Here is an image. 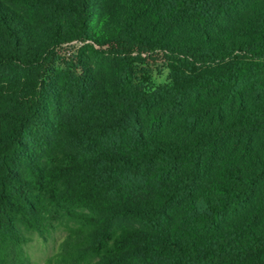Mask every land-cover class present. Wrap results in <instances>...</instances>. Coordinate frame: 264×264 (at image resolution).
<instances>
[{
	"label": "trees",
	"instance_id": "16d2710c",
	"mask_svg": "<svg viewBox=\"0 0 264 264\" xmlns=\"http://www.w3.org/2000/svg\"><path fill=\"white\" fill-rule=\"evenodd\" d=\"M57 229L47 264H264V0H0V264Z\"/></svg>",
	"mask_w": 264,
	"mask_h": 264
},
{
	"label": "rangeland",
	"instance_id": "374dc122",
	"mask_svg": "<svg viewBox=\"0 0 264 264\" xmlns=\"http://www.w3.org/2000/svg\"><path fill=\"white\" fill-rule=\"evenodd\" d=\"M77 48L76 44L62 48L59 51L61 60L56 62L55 67L63 68L64 62L73 57ZM137 77L139 85L146 90L166 85L170 81L169 70L166 63L162 60L137 66ZM64 237L65 232L62 229H57L51 235L49 242L43 243L36 234H32L30 235V242L25 246V251L33 261V264H47L48 259L56 253Z\"/></svg>",
	"mask_w": 264,
	"mask_h": 264
}]
</instances>
